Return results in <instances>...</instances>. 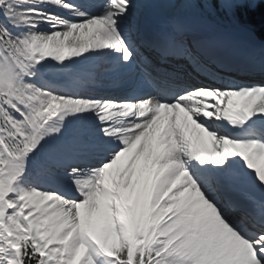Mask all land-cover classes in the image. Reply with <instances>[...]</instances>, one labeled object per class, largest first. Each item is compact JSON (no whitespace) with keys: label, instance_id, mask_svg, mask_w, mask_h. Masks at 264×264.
Segmentation results:
<instances>
[{"label":"snow or ice","instance_id":"6c2138e0","mask_svg":"<svg viewBox=\"0 0 264 264\" xmlns=\"http://www.w3.org/2000/svg\"><path fill=\"white\" fill-rule=\"evenodd\" d=\"M261 6L0 0V264H264Z\"/></svg>","mask_w":264,"mask_h":264},{"label":"trees","instance_id":"16d2710c","mask_svg":"<svg viewBox=\"0 0 264 264\" xmlns=\"http://www.w3.org/2000/svg\"><path fill=\"white\" fill-rule=\"evenodd\" d=\"M261 11H264V6H261V8L257 10V13H256L257 17L260 15Z\"/></svg>","mask_w":264,"mask_h":264},{"label":"bare ground","instance_id":"6f19581e","mask_svg":"<svg viewBox=\"0 0 264 264\" xmlns=\"http://www.w3.org/2000/svg\"><path fill=\"white\" fill-rule=\"evenodd\" d=\"M103 91V90H102Z\"/></svg>","mask_w":264,"mask_h":264}]
</instances>
